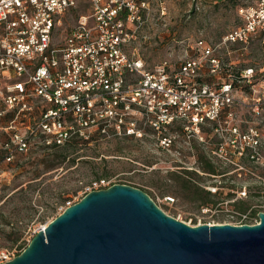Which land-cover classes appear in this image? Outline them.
Masks as SVG:
<instances>
[{"label": "built area", "instance_id": "1", "mask_svg": "<svg viewBox=\"0 0 264 264\" xmlns=\"http://www.w3.org/2000/svg\"><path fill=\"white\" fill-rule=\"evenodd\" d=\"M77 1L0 0V116L13 112L4 160L25 150L30 138L62 143L122 130L138 135L144 127L162 145L179 133L184 138L211 135L218 138L216 153L223 158H264V94L254 82L261 68H226L233 51L257 36L264 38V0L240 6L241 22L219 39L197 37L191 53L176 65L163 59L151 67L127 49L148 19L149 0H88L89 14H81L55 41L62 15ZM247 87L255 94L252 104L244 98ZM37 101L48 104L34 115ZM238 103L252 106L257 120L239 119ZM17 118L28 121L17 126ZM101 184L88 190L111 183ZM164 200L173 202L174 197L165 195ZM233 212L235 220L228 222L258 221L248 209ZM19 250L0 247V263Z\"/></svg>", "mask_w": 264, "mask_h": 264}, {"label": "rangeland", "instance_id": "2", "mask_svg": "<svg viewBox=\"0 0 264 264\" xmlns=\"http://www.w3.org/2000/svg\"><path fill=\"white\" fill-rule=\"evenodd\" d=\"M149 1L148 19L127 46L129 51L136 49L148 67L163 59L176 65L180 58L191 53L193 40L219 39L241 22L239 7L256 2ZM89 12V1L78 0L62 15L54 40L74 26L81 14ZM231 57L226 62L227 70L247 64L261 68L254 82L262 96L264 38H253L246 47L233 51ZM249 91L247 87V97L240 94L238 98L244 97L252 104L255 94ZM236 108L239 119L257 120L252 106L238 103ZM208 129L203 126L202 131L209 133ZM7 132L0 127V247L21 250L31 237L27 238L28 232L99 182L104 183L102 186L122 182L140 187L165 212L190 224L234 221L236 209H248L251 213L264 210V158H223L216 153L218 138L211 135L202 139L184 138L178 132L179 136L169 145H162L153 130L144 127L138 135L122 130L115 134L95 133L93 138H67L70 145L62 152L60 147L44 148L43 138H30L28 147L7 161L3 159V142L11 129ZM207 160L218 173L203 169ZM199 188L209 190L210 195ZM165 195H172L174 201L166 202Z\"/></svg>", "mask_w": 264, "mask_h": 264}, {"label": "water", "instance_id": "3", "mask_svg": "<svg viewBox=\"0 0 264 264\" xmlns=\"http://www.w3.org/2000/svg\"><path fill=\"white\" fill-rule=\"evenodd\" d=\"M258 221L190 224L140 187L92 188L39 228L0 264H264Z\"/></svg>", "mask_w": 264, "mask_h": 264}, {"label": "crops", "instance_id": "4", "mask_svg": "<svg viewBox=\"0 0 264 264\" xmlns=\"http://www.w3.org/2000/svg\"><path fill=\"white\" fill-rule=\"evenodd\" d=\"M149 4H150V1H149ZM202 38H204V37H202ZM205 40H208V41H212V40H210V39H206V38H204ZM135 52L137 53V51H136V49H135ZM144 59V58H143ZM144 61L146 62V60L144 59ZM159 61H161V60H159ZM159 61H157V62H159ZM170 61V60H169ZM175 61H176V59H175ZM33 101H35V99L33 100ZM48 103L47 102H42V103H40V102H35L34 103V105H33V108H34V115L36 114H38V112L40 111V109L43 107V106H46ZM12 116H13V112L12 111H9V112H7V113H5L4 115H1L0 116V118H1V123H0V127H2L6 132H7V129H10L9 127H8V125H9V122H10V119L12 118ZM22 118V117H21ZM21 118H17L16 119V123H17V126H23V124L26 122V121H28V118H25V120L24 119H21ZM179 128V127H178ZM12 131V130H11ZM8 133V132H7ZM7 138V137H6Z\"/></svg>", "mask_w": 264, "mask_h": 264}, {"label": "trees", "instance_id": "5", "mask_svg": "<svg viewBox=\"0 0 264 264\" xmlns=\"http://www.w3.org/2000/svg\"><path fill=\"white\" fill-rule=\"evenodd\" d=\"M257 37H260V36H257ZM256 38V37H255ZM236 51H238V50H236ZM44 140V139H43ZM71 140H69V139H66V140H64V142H62V143H57V142H55V141H51L49 144H44V148H48V147H54V148H61V152L63 151V150H65L67 147H68V145H70V142ZM202 156V155H201ZM63 158H65V153H63ZM205 165L203 166V169L205 170V171H207V172H210V173H213V174H216V173H218V172H216V170H215V167H214V165L210 162V160H207V161H205ZM200 189V191L201 192H203V193H205V194H207V195H210V192H209V190H206V189H204V188H199ZM203 202H206V200H202Z\"/></svg>", "mask_w": 264, "mask_h": 264}, {"label": "bare ground", "instance_id": "6", "mask_svg": "<svg viewBox=\"0 0 264 264\" xmlns=\"http://www.w3.org/2000/svg\"><path fill=\"white\" fill-rule=\"evenodd\" d=\"M45 224H46V222L41 224V225H39V228H43Z\"/></svg>", "mask_w": 264, "mask_h": 264}]
</instances>
